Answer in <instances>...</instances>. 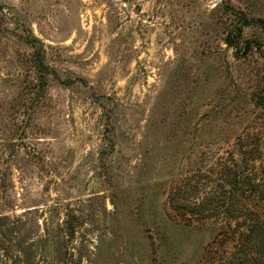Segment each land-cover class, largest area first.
I'll return each mask as SVG.
<instances>
[{
  "label": "rangeland",
  "instance_id": "1",
  "mask_svg": "<svg viewBox=\"0 0 264 264\" xmlns=\"http://www.w3.org/2000/svg\"><path fill=\"white\" fill-rule=\"evenodd\" d=\"M0 264H264V0H0Z\"/></svg>",
  "mask_w": 264,
  "mask_h": 264
},
{
  "label": "trees",
  "instance_id": "2",
  "mask_svg": "<svg viewBox=\"0 0 264 264\" xmlns=\"http://www.w3.org/2000/svg\"><path fill=\"white\" fill-rule=\"evenodd\" d=\"M245 20V18H244ZM241 30L240 28L237 29L235 28L232 32L228 33V37L226 39V44L230 45V46H236L235 48H237L238 46H250L255 42L251 41H241ZM31 39H34L33 36H30ZM239 44V45H236ZM43 49L41 47H38V49L36 50V48H34V54H32L33 60H32V66L34 69H36V72L38 74L39 77V87H40V92L43 90L44 86H45V74L47 73V66L43 63Z\"/></svg>",
  "mask_w": 264,
  "mask_h": 264
}]
</instances>
